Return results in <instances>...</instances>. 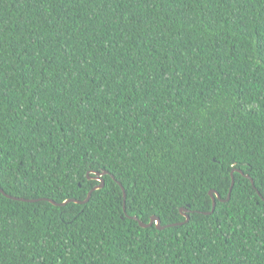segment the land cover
<instances>
[{
  "label": "trees",
  "instance_id": "trees-1",
  "mask_svg": "<svg viewBox=\"0 0 264 264\" xmlns=\"http://www.w3.org/2000/svg\"><path fill=\"white\" fill-rule=\"evenodd\" d=\"M0 187V264H264V0H0Z\"/></svg>",
  "mask_w": 264,
  "mask_h": 264
},
{
  "label": "water",
  "instance_id": "water-1",
  "mask_svg": "<svg viewBox=\"0 0 264 264\" xmlns=\"http://www.w3.org/2000/svg\"><path fill=\"white\" fill-rule=\"evenodd\" d=\"M234 170H237V171H239V172L242 173V171H241L240 169H234ZM106 172H107V171H103V172H94V174H95L94 176H89V178H95V179L99 180L100 183L97 184V185H95V186H94V187L88 192L87 197H86L84 200H79V199H75V198H69V199H66V200H64V201H62V202H56V201H54L53 199H50V198H45V200H48V201L52 202V203L55 204V205H64V204H66V203L69 202V201H73V202H86V201L89 199V197H90V195H91V192H92L93 190L98 189V188H100V187L103 186V184H104V180H103V178H102V175L105 174ZM232 173H233V171H232ZM232 173H231V184H230L229 191H228V194H227V197H226L225 200H228V199H229V197H230V193H231V190H232V187H233V184H234V177H233V174H232ZM245 176L248 177V178L251 180V183H252V184H254L253 179H252L248 174H245ZM121 186H122V185H121ZM0 190H1L4 194H6V193L4 192V190H3L1 187H0ZM122 190H123V197H124L123 208H124V210H125V196H126V195H125V191H124L123 186H122ZM208 193H209V196H211V199H212V207H211L210 210H208V211H204L205 214L211 213V212L214 210V208H215V204H216V199L223 200V199H221L219 192L216 191V190H214V189H209V192H208ZM258 194L260 195L259 191H258ZM6 195H7V196H10V195H8V194H6ZM11 197H13V196H11ZM13 198H15V199H22V200H27V201H35V200H36V199H26V198H20V197H13ZM179 211L181 212L182 215L185 216V219H184L183 221H180V222H172V223H168V224H164V225H161V223H160V218H159L158 216H156V215H151L150 218H149V221H148V222H144V221L138 219L137 216H135V215H127V216L130 217V218L136 219L141 227H149V226H151V225L154 224L158 229H163V228H165L166 226L182 224V223H184V222H186V221L189 220V214H188L189 212L187 211L186 208H184V207H180Z\"/></svg>",
  "mask_w": 264,
  "mask_h": 264
}]
</instances>
